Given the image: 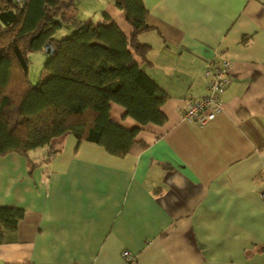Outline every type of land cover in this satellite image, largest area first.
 Segmentation results:
<instances>
[{"label": "crops", "instance_id": "crops-1", "mask_svg": "<svg viewBox=\"0 0 264 264\" xmlns=\"http://www.w3.org/2000/svg\"><path fill=\"white\" fill-rule=\"evenodd\" d=\"M142 1L153 29L138 39L166 121L140 126L111 103L143 148L116 156L66 134L36 167L0 156V205L23 208L0 264H125L124 249L134 264H264V0ZM103 10L129 34L122 10ZM219 56L231 63L221 112L182 120Z\"/></svg>", "mask_w": 264, "mask_h": 264}, {"label": "trees", "instance_id": "trees-1", "mask_svg": "<svg viewBox=\"0 0 264 264\" xmlns=\"http://www.w3.org/2000/svg\"><path fill=\"white\" fill-rule=\"evenodd\" d=\"M75 2L0 0V156L16 152L36 167L54 156L56 141L66 134L116 156L143 148L135 137L140 127L114 122L111 103L140 126L166 121L161 107L167 94L147 74L150 45L138 39L153 29L143 1H111L123 11L128 35L105 10L98 21L67 15ZM63 22L75 29L55 38ZM46 43L51 53L33 83L27 55L44 50ZM37 148L44 153L33 161L30 152ZM22 215V207L0 205V243Z\"/></svg>", "mask_w": 264, "mask_h": 264}, {"label": "built area", "instance_id": "built-area-1", "mask_svg": "<svg viewBox=\"0 0 264 264\" xmlns=\"http://www.w3.org/2000/svg\"><path fill=\"white\" fill-rule=\"evenodd\" d=\"M230 66L231 63L228 59L219 56L215 62L210 63L204 69L206 93L200 97L185 100L184 107L180 113L182 120L204 125L221 112L220 94L231 81ZM260 197L262 207H264V190L261 191ZM121 255L125 264L135 263V258L129 250L124 249Z\"/></svg>", "mask_w": 264, "mask_h": 264}, {"label": "rangeland", "instance_id": "rangeland-1", "mask_svg": "<svg viewBox=\"0 0 264 264\" xmlns=\"http://www.w3.org/2000/svg\"><path fill=\"white\" fill-rule=\"evenodd\" d=\"M108 1L112 0H76L75 7L67 11V15H75V19H87L90 18L93 21H97L99 18L100 11L105 8L108 4ZM112 3V2H111ZM99 16V17H98ZM75 27H72V24L69 22H63L61 28L55 31L54 37L60 38L64 35L69 34L73 31ZM47 53L42 51H31L28 53V78L31 82H36L39 78V74L42 70V67L47 58ZM44 153L43 148H37L30 152L31 157H37Z\"/></svg>", "mask_w": 264, "mask_h": 264}, {"label": "water", "instance_id": "water-1", "mask_svg": "<svg viewBox=\"0 0 264 264\" xmlns=\"http://www.w3.org/2000/svg\"><path fill=\"white\" fill-rule=\"evenodd\" d=\"M44 50H45V52L48 53V54L51 53V47H50V45H49L48 43H46V44L44 45Z\"/></svg>", "mask_w": 264, "mask_h": 264}]
</instances>
